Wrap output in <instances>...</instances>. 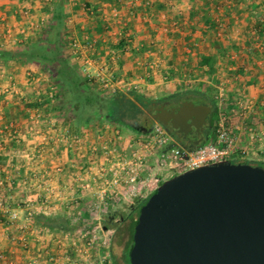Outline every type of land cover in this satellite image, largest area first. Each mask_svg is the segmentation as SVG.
I'll return each instance as SVG.
<instances>
[{
  "label": "rangeland",
  "instance_id": "1",
  "mask_svg": "<svg viewBox=\"0 0 264 264\" xmlns=\"http://www.w3.org/2000/svg\"><path fill=\"white\" fill-rule=\"evenodd\" d=\"M181 1L182 0H172L173 5L172 4L169 5L170 18L168 21H164V20H161L160 18H157V19H153L152 22L148 21L140 25L141 22H139V20L132 21L126 18V19H123L117 22L116 24H114V26L112 25L111 29H108L109 31L113 29L114 30L113 32L116 33V35L114 36H112L113 34H111V37H112L111 39H116L117 37H122L126 39V37L124 36L125 33L128 32L131 34V38H129V40L127 39L129 43L126 42L129 45L128 46L129 48L123 51V53L125 54L127 53L136 54L137 55L136 57H138V55L142 53L138 50L136 51L135 48L133 50L132 47L134 44H133V41H130L131 39L137 41L138 37L134 38V35L137 33L140 27L142 30L150 31V33L152 32L154 34V39H157L156 40L157 44L162 45L163 49L160 52H158V55L156 56L155 59L150 60V61L156 60L155 64H152L149 68H146L141 65L142 66L141 69L136 68L132 70L129 73V76H128L129 79H126L125 77L124 83L119 88H117L115 92L107 88H102V91L105 94L107 93L109 95L124 94V95H127L130 99H134V96H132L131 93H133L134 91H137V93L144 95V97L147 99L158 100L160 98H163L169 95H171L170 97L173 98L176 96L173 94H178V93H183V92L187 93V91L201 89V88L204 89V81L208 80L207 82L208 84L207 86H205V89L207 88L210 97L215 99L218 102V106L220 110V117H221V114L227 115L228 117L230 116V113H231V108H230L231 106H229L231 105L230 102L234 100L233 95H232L233 91L231 92V90H233V88L236 89L238 86L235 85L232 87L233 82L231 81L225 82V86L227 87V90L229 91L228 92L229 95H228L227 101L221 104V102L217 99V93H216V90H217L216 85L218 86L216 77L221 76V73H219L220 75L215 74V73L207 75L206 73H204V69L200 70L198 66L196 65L197 53L204 46L203 45L204 35H202L201 32L199 34L194 35L192 42H191L193 46L187 47V43L189 41L187 37H188V33H190L189 31L191 30V28L187 26L185 23L183 24L184 20L179 21L174 18L175 13L179 12L180 9H182L181 7H178V5L182 6ZM73 10H76V9H73ZM147 18L150 19L149 17ZM70 19L67 18L66 27L67 29L71 30V33L73 35L75 32L77 36L76 35L73 36L72 34H69L68 32V35H71L73 37L68 38V43L66 46L65 53L67 54V56L71 58V60L73 59V62L76 61L78 63L79 61L75 59L73 50L71 49L72 48L71 43L76 38L80 39V36L82 37V34H81L82 32L80 31L78 26L77 28H74L76 23H78V18H76L75 21L70 20ZM25 20H26L25 18L20 17L18 21L19 22L21 21V27L17 26L18 21H16L14 30L12 29V27L10 28L11 36L9 37V42H8L9 44H6L10 48L16 45V42H15L16 38H20L21 35H23L21 33H22V29H25V25H24ZM175 20L177 22L179 21L178 23L183 24L182 26H179L181 28L180 31L176 30V27H177L176 24L173 26V30L175 31L171 30L172 27L170 28V26L173 25V22H175ZM11 24H14V23H10V25ZM183 27H185L186 29H182ZM1 31L2 30H0V33ZM197 31L203 32V30L200 29L199 27H196L195 32ZM108 35L109 34H107L106 36ZM1 38L3 39V37ZM147 39L149 40V38ZM146 47L148 49H151L148 46H144L143 48L145 49ZM187 48L191 49V51L187 50ZM147 52L148 51H146L145 53ZM104 54L105 53H102V51L100 50L99 54L96 53L94 56L100 57L102 58V60H106L105 58H103ZM16 65L17 64H14L15 71H11L13 67H8L7 64L5 65L3 63V66H2L3 68H0L1 69L0 70V73H1L0 74L1 76L0 91L6 88L8 89L13 88V91L16 92V90L20 89L24 93L26 92L27 95H30L29 97H32L31 99H33V101L32 102L22 101V99L20 98L21 97L20 95L22 92L19 93V95H16L15 92H11L10 94L6 93V94L0 95L2 97H5L6 102L4 106L7 107V109H11V110H8L10 115H11L12 109L14 110V108H18V107L21 109L22 107L27 106L28 111L39 107L41 111H43L45 116H48L49 107L44 105V103L46 104L48 102L44 100L45 102H43V105H38V106L36 105L37 100L40 99L39 98L40 96L37 95V93L36 95L39 97L34 95V93L31 94L30 91L32 90L30 88V85H28V83L31 81H30V77L27 74V71L25 70V68H23V74H22L23 76L20 77V75H17L20 69L16 68L18 67V65L17 66ZM112 65L114 64L112 63ZM152 66H154V68H152ZM111 67L112 66H110V70L112 72L114 70H112ZM10 71L14 72L13 75L10 74ZM39 75L41 76V82L38 83L36 81L35 84L31 83V85L36 86L39 84L41 87L39 88V90L46 93L47 89L50 87V84L52 85L53 83L52 79L50 78V76L46 74L43 75L42 72ZM42 75H43V78L46 79L47 77L48 79L47 80L43 79L42 81ZM133 76H136V77H133ZM121 77L122 76H120V78H117V79L120 80ZM205 77L207 78L205 79ZM133 80L135 81V83H132ZM238 92L239 91H236L237 94ZM45 95H43L42 97L46 99ZM179 96H181V98L184 97L182 95H179ZM201 100L202 99L198 97L192 96L191 98V101L194 103H202ZM136 103L142 109V112L139 114H135V116H133L132 111L128 112L129 114L128 117H131V118H128L129 122H130V119L136 118V119L143 120V118L147 116L145 111L148 110V106L146 107L138 101H136ZM133 112L138 113L140 112V110H138L135 107L133 109ZM256 117H258L256 119H260V116H256ZM27 119L29 122H31L30 124L33 127L30 128L29 134H24V132H22L21 142L16 143L17 147L15 150V154L13 155V157L10 156L12 157V159L9 161L10 164L14 165V167L12 168L14 169V173L12 172L10 175H7V177H5L8 179L7 181H13L12 188L10 189L9 185L6 184L5 187H2V189H0V200H3L5 202L6 207L10 208L11 210H17V212L19 213L17 221L12 223L9 217V213L2 210L3 211L2 213L5 214L4 222L2 224L5 227H7V229L5 231H2L0 229L2 231L1 232L2 234L0 236V245L2 247L0 250H3V248L6 249L5 247L7 243L5 244V242H3L4 240L3 233H5L6 237L7 236L10 237L8 241L12 242L11 245L13 246V248H10V251H14L12 256L11 257L9 256L8 260L6 261L7 264H31L32 259L36 260L38 262L37 264H42V255L40 256L41 258H38V259L33 257L35 255L34 246L36 245V243L39 242L37 240L38 238L42 239V233L39 232L37 229H35L31 225V217L34 213L44 211L42 210L44 209V203H45V206L47 207V210H46L47 214H59V215L66 214L73 219L74 223L77 222L78 220L82 221V226L77 227L70 232H58L60 234L59 238L63 240L64 246H65L63 247V250H62L63 255H64V250H65L67 251L65 255L67 256L69 255L71 259H74V261H76L77 259H79L80 261V259H82L80 261L81 264H101L100 261L104 257H106L108 261L110 260V253H111V250L113 249V251L115 252L117 256L119 263L124 264V260H123L124 245L120 244V240L123 234L125 237V241L129 240L130 232L128 231L129 230L128 228L133 227L139 210L138 212L136 210H133L135 212L132 214L131 205L133 203H136V201L132 199L130 200L122 199L120 201L119 200L113 201L112 199H111L112 201L107 200V205H108L107 210L100 211V210L93 209L96 204L97 205L99 204L98 195L96 194L98 187L96 185L95 180L99 178V175H101L100 173V166H102L101 163L105 162L106 160V157L103 155L102 152H100V150L94 151V146H96L99 149L100 146L103 145L104 142L107 141L108 136L106 135V131L101 130L103 125L105 124L110 125V126H114V125L117 126L119 130L121 131V133H123V136H124L123 141L126 140V144H128L129 142L127 141V136H126L127 134L129 135H133V134L143 135V134L137 133L136 131L130 129L127 126L117 124L115 123V121L105 122L100 125H98L97 122H94L95 125L90 126L88 130H85L86 131L85 134L87 136L86 144L88 146L84 148L86 155L84 157V160H81V164H80L81 166H83V169L80 171V174L84 173V175H82L83 178L80 179V182L87 183L90 185V187L87 188V190L80 188V192L79 193L77 192L78 195H73L69 193V195H67L68 198L64 200V202L66 201V203H68V206H65V208L62 209L60 207L62 206V203L64 202H61V203L59 202L58 204H60V206H58L57 202L61 198L60 194L58 193V189L61 190L60 186H62L63 182L61 181V179H57L59 180L57 181L56 177H53L52 180L50 181V177H48V173H52L54 171V168L53 170L50 169V164H47V169L45 171L47 172V175L44 171L42 172V169H43L42 160L45 159V156H48V159H49L48 161H50V159L52 160L51 154L54 153V149H58L57 141L55 140V133L48 136L49 138H47L45 144H43L42 136L40 137L41 134H39L38 131L42 133L43 128L44 130H46V125H47L46 122H45V125L42 124V118L39 123H34V122L32 123V120H30L29 117H27ZM68 120H69V117H67V121ZM7 121L9 122L10 120H6V122ZM57 123H58V120H57ZM71 124L72 125H70V127H72V130L75 129V127H77V130L80 131V128H79L80 125L74 122ZM259 129L261 128L259 127ZM261 130H259L260 133H261ZM24 140L26 142L28 141V143L23 142ZM132 140H136V138ZM1 142L3 141L0 140V143ZM25 143L27 147L25 146ZM28 145H31V146H28ZM3 146L4 145H2V147ZM122 146L124 147V144ZM2 149H1V153H2ZM249 158L255 159V161H258L257 158H259V155L250 154ZM172 172L174 173L176 171H171V173ZM68 173L66 172V176L69 175ZM43 174H45V177L42 176ZM1 178L2 177H0V179ZM63 179L65 178L63 177ZM65 181L68 186L69 184H71L72 181H74V179L72 180V178H68V179H65ZM149 181L150 179L148 180V182ZM48 183L52 184V188L54 189L53 191L48 192L47 190ZM53 183L55 184V186L53 185ZM46 193H48L49 195H46ZM57 194L59 195L55 196ZM42 201H44L43 204H42ZM50 201L51 203H49ZM8 208H5V209H8ZM53 209L57 211H54ZM60 209L62 211H60ZM115 211L117 214L113 215ZM105 215H108V216L110 215L116 218L114 220V223L118 226V228H121V230L118 232H116L113 229L108 230L107 226H105L104 221H103L106 218ZM123 217L125 218V220L121 221ZM22 225H27L25 233H22V232L20 233V227ZM99 225H101V228H99ZM84 231H91L92 233L101 234L102 236L100 243L97 244L94 248L90 249L89 255L92 256V258H91V261H88V262L85 261L86 258H83V256L80 255L76 251V246L75 245L73 246L72 244L73 239H74L75 241L78 242L77 248H85L84 246L86 245V240L81 239V235L82 233H84ZM18 236L20 237L26 236V241H25L26 243L20 244L17 240H15V238ZM40 241L42 242V240ZM103 241H106V244H104ZM40 244H41L40 246H42V243ZM41 250H42V247H41ZM57 250H58V247H57ZM52 251H56V247L53 246Z\"/></svg>",
  "mask_w": 264,
  "mask_h": 264
},
{
  "label": "crops",
  "instance_id": "2",
  "mask_svg": "<svg viewBox=\"0 0 264 264\" xmlns=\"http://www.w3.org/2000/svg\"><path fill=\"white\" fill-rule=\"evenodd\" d=\"M57 1L58 0H0V30H2L0 33V39H2L1 37H3V35L5 34L4 32L9 30L11 27L14 30L16 24L15 22L18 21L20 17L26 19L24 21L25 23H23L25 25L26 30L30 29L29 32L31 31V34L29 37L31 39L36 33V31L43 26L42 25L40 27H37V25L41 23V19L48 20L52 17L54 4ZM146 1L147 0H122V2L119 0H67L66 18H71L70 20L75 21L76 18H79V15L81 13L86 12L85 19H78V23H76V25L74 26V28H77L78 26V28L82 32V35H85L84 33L88 32V29H92L98 19L106 20L107 26L108 24L110 25L109 29H111L112 25L114 26V24H116L120 20L126 18L132 21L139 20V22H141L140 25L148 21L152 22L153 19L157 18H160L164 21L169 20V5L172 4V0H152L153 6L150 8L146 7ZM239 1L240 2L236 3V0H182V6L178 5V7H181L182 9H180L179 12L175 13L176 16L174 15V18H178L177 20L179 21L184 20L183 23L188 24L189 26L193 25L194 27H199L204 31V50L209 47H212V45L214 47L216 45L212 43L214 42V40L217 42V47H215L216 51H218L217 64L216 70L213 72L215 74L221 73V76L216 77L218 83V86L216 85L217 96L219 94V88L221 87V85L224 84L225 86V82L231 81L233 82L232 87L235 85L238 86L236 89L233 88V90H231V92L233 91L232 95L234 98V100L230 102L232 104L230 107L231 109L235 107V103H237L238 100H242L245 103L253 101V106L255 107V110L251 112V114H246V116L240 117V115H234L231 112L230 118L232 117L233 120L231 119L230 122L232 126L231 129H233V131L239 137V147L242 149H248L250 154L259 155V158H257V160L261 161L264 160V0ZM160 5H163L164 8H161ZM85 6L91 8L92 12L88 13L85 10ZM133 8L137 9L136 11H134V13L132 10ZM114 9L118 10L117 15H114ZM27 12H29V15L27 14ZM190 12L196 13V17L194 20H192V18L190 17ZM147 17H149L150 19H148ZM33 20L37 21L36 26L32 25V23H34ZM207 20H210V22H206ZM176 22L177 21L175 20V22H173V25L170 26V28L172 27V31H175L173 30V26L176 24ZM10 23L14 24H11V26ZM179 25L182 26L183 24L179 23ZM17 26L21 27V21H18ZM68 30L69 34H72L71 30ZM113 31V29L110 31L108 30V36H102L97 33L96 36L99 38V41H102L100 50L105 53L103 56V58L106 59L105 61H107L110 66H112L111 68L114 70L113 74L115 76V79L120 78V76H122L121 79H117V81L124 83L125 77L126 79H129L128 76L132 70L136 68L141 69L142 66L149 68L152 64H155L156 60H150L156 58L158 52L163 49V46L157 44V39H154V34L152 32L150 33V31L142 30L140 27L137 33H134V38H138L137 41L131 40L134 44L132 48L133 50L135 48L136 51L138 50L142 52L140 55H138V57H136V54H122L119 50L115 49V46L118 44V41L115 39H111V34H113L112 36L115 35ZM94 33L91 32L93 36H95ZM199 33L200 31H197L195 32V35ZM75 35L76 33L74 32L73 36ZM73 36L68 35V38H71ZM147 38H149V40ZM144 46H148L151 49H148L147 47L144 49ZM187 50L191 51V49L188 48ZM113 51L117 53L116 57L113 55ZM146 51L148 52L145 53ZM97 53L99 54L98 49ZM112 63L114 65H112ZM14 64L13 62L7 64L8 67H13L11 71H15ZM17 65L18 67L16 68L20 69L17 75H20V77L23 76V68H25L26 71L32 70L33 72H35L36 75L40 74L41 72L44 75V72L40 70V68H38V65L31 64L28 69L25 65L22 66L19 63ZM2 66L3 63H0V68H3ZM152 68H154V66H152ZM11 71L10 74L13 75L14 72ZM204 73H206L207 75L212 74L208 66L204 67ZM206 78L207 77H205V79ZM207 82L208 80L204 81V93L206 92L207 94V96L205 95L207 99L204 100H208V96L210 97L207 88L205 89V86H207L208 84ZM132 83H135V81L133 80ZM28 85H30V88L32 90L30 91L31 94H33L34 86L31 85V82H29ZM37 88H41L39 84L37 85ZM236 91H239L238 94L236 93ZM228 92L229 91L227 90V99L229 95ZM0 100L4 101L5 97L0 96ZM8 110L11 109H7V107L4 106V114L0 115V127L4 121L13 120L16 123L18 129L20 130L21 134L22 132H24V134H29L30 128H32L33 126H31V122H29L27 119L29 115L27 111V106H24L21 109L19 107L14 108V110L12 109L11 115ZM239 111H243V109H239ZM49 116L50 115L48 114V117ZM256 116H260V119H256L258 118ZM45 122L46 121L44 119L42 124L45 125ZM64 122H66V124L68 123L69 125L71 124L67 120ZM237 125H241L239 130L236 129ZM252 127L256 131V135L254 137L255 139L251 142L252 132L250 128ZM259 127L262 130L259 129ZM75 129H77V127H75ZM258 129L261 130V133ZM42 130H44V128ZM126 136L127 141H131L134 138L144 136V134H127ZM23 142L26 141L24 140ZM26 143H28V141ZM0 144L4 145L2 149V159H0V177L5 178L12 172L14 173V169H12L14 165L10 164L9 161L15 154L17 145L12 138H7L5 141L3 140V142H1ZM174 145L179 146L175 143L174 140H171V143L168 147L165 148V150H167V148L169 149L171 147H174ZM57 147L58 149H54L55 154H51L52 160L50 159V161H48V156H45V159L42 160V172L46 171L47 164H50V169L53 170V168H55V166L59 164H64L66 166L72 165L74 162H77L79 165L81 160H84V158L82 159V157L79 156L75 151L68 150L64 143H57ZM251 151L254 153H252ZM248 159L250 158L248 157ZM154 160L155 159L152 158L150 160V163H153ZM180 173L181 172H170L164 176L161 182L173 178L174 176L179 175ZM63 177L65 179L71 178V174L67 176L64 175L60 178L56 177V180L61 179V181L66 184V181L65 179H63ZM53 185L55 186L54 183ZM77 191L78 193L80 192L79 190ZM78 193H74V195H78ZM46 195L49 194L46 193ZM58 195L59 194L55 196ZM67 195H69V193L67 192L61 195V198L58 200L57 204L59 202H64V200L68 198ZM43 203L44 201H42V204ZM49 203H51V201ZM58 206H60V204H58ZM65 206H68V203H66V201L62 203V206L60 208L64 209ZM44 207H46L45 203ZM53 210L57 211L55 209ZM60 211L62 210L60 209ZM2 212L3 211L0 209V229L2 231H5L7 227L2 224L4 222L5 214H3ZM1 230L0 236L2 234ZM3 237V242L7 244L5 247L6 249L3 248L4 251L0 250V264H7L6 261L8 260L9 256H12L14 251H10V248H13V246L11 245L12 242L8 241L10 237H6L5 233H3ZM37 240L39 242L36 243V245L34 246L35 255L33 257L38 259L41 258L40 256L42 255V264H50L47 260V256L45 255V248L47 247L48 240L50 239L42 235V239L38 238ZM40 240H42V242ZM40 243H42V246H40ZM1 247L2 246L0 245V249Z\"/></svg>",
  "mask_w": 264,
  "mask_h": 264
},
{
  "label": "built area",
  "instance_id": "3",
  "mask_svg": "<svg viewBox=\"0 0 264 264\" xmlns=\"http://www.w3.org/2000/svg\"><path fill=\"white\" fill-rule=\"evenodd\" d=\"M120 1L122 2V0ZM146 5L149 8L152 7L153 1L147 0ZM85 10L88 13L92 12V9L87 6H85ZM117 11V9H114V15L118 14ZM27 14L29 15V12H27ZM50 19H48L49 21L41 19V23L38 24L37 27L48 24ZM36 23L37 21L35 20L32 25L36 26ZM108 28H110L109 24ZM29 30H22L21 34L23 35H21L20 38H16V44L22 43L24 40L29 39L31 34V31L29 32ZM84 34L85 35H82L83 37L80 39L76 38L71 43V49L73 50L75 59L79 61L78 63L81 67L83 75L91 82H98L103 88L111 89L115 92L117 88H119L123 83L115 79L113 71L111 72L108 62L102 60L100 57L94 56L97 53V44L99 42V38L97 36H93L89 32ZM10 36L11 29L5 32L3 39H0V44H9L8 42ZM124 36L126 37V41L123 51L129 48V45L126 42H128L129 38H131V34L126 32ZM121 39L122 37H117L115 40H117V43H119ZM112 53L116 57L117 53L114 51ZM27 74L30 77L31 83L35 84L36 81L38 83L41 82V76L39 74L36 75L35 72H32L31 70L27 71ZM43 79L45 78H43L42 75V81ZM47 79L48 78L46 77L45 80ZM11 92H15L13 91V88H6L0 91V95L6 93L10 94ZM226 92L227 89L224 84L221 85L219 88V94L217 96V99L221 102V104L227 101ZM15 93L16 95L21 93L20 98L22 101H33V99H31L32 97H29L30 95H27L26 92L24 93L20 89L16 90ZM33 93H35V95L37 93V95L40 97L46 94V99L43 98V100L47 102L49 101L52 106L57 103V98L54 95V87L51 84L46 93L39 90L37 85L34 86ZM5 102V100H0V115L4 114L3 110ZM238 108L243 109V111H239ZM254 108L253 101L245 103L242 100H238L237 103H235V107L231 109V112L234 115H240L241 117L246 116V114H251V112L255 110ZM28 114V117L30 120H32V123H39L41 118L43 122L45 119L47 124L46 130H42V133L38 131V133L41 134L40 137L42 136L43 144H45L47 138H49L48 136L55 133V140L57 143H64L68 150L75 151L79 156L82 157V159L85 157L86 152L84 151V148L88 146L86 144L87 136L85 134V130H88L89 128L81 127L80 131L77 129L72 130V127H70L68 123L67 125L64 123V121H58L57 123V120L45 116L39 107L29 110ZM231 119L232 118H230V116L227 117V115L221 114L219 121L215 123L216 139L213 142L201 146L193 151L179 145L171 147L165 152V148L171 143V137L162 124H156L148 134L136 138V140H131L128 142V144H126V140L123 141V133H121L117 126L114 125V127L106 124L103 125L101 130L106 131L108 139L103 145L100 146L99 149L94 146V151L100 150V152H102L106 157V160L105 162L101 163V175H99V178L95 180L98 187L96 194L98 195L99 204H96L93 209L100 211L107 210V200H145L157 190L161 180L171 171L182 173L190 169L211 165L221 161L248 159L250 154L249 150L239 147V137L233 131V129H231ZM240 127L241 125H237L236 129L239 130ZM250 130L252 132V142L255 139L254 137L256 135V131L253 129V127L250 128ZM0 137L1 141H5L7 138H12L16 143H20L22 138L21 133L14 121H5L2 123L0 127ZM123 144L124 147L122 146ZM1 145L2 144H0V156H2L1 149L3 148ZM152 158L155 160L153 163H150ZM80 164L78 165L77 162H74L72 165H66L67 167L64 164H59L55 166L52 173H48V177H50L51 181L53 177L66 176V172L68 173L69 169L68 174H71V178L72 180L74 179V181H72L68 186L65 183L60 186L61 190L58 189L60 196L66 192L74 195V193L76 194L78 192L77 190L80 191V188L87 190V188L90 187L89 184L80 182V179L83 178L82 175H84V173L80 174V171L83 169V166ZM45 173L47 175V172ZM42 176L45 177V174ZM149 179L150 181L148 182ZM7 180V178L0 179V189L5 187L6 184L9 185L10 189L12 188L13 181ZM47 190L48 192L54 190L52 188V184L48 183ZM5 208H8L6 207L5 202L0 200V209L9 213L12 223L17 221L19 214L17 210ZM43 210L44 211L42 212L46 213L47 207H44ZM26 228L27 225H22L20 227V233H25ZM99 228H101V225H99ZM42 235L50 239L48 240L47 247L45 248V255L47 256V260L50 264H81L80 261L82 259H80V261L79 259L74 261V259H71L69 255H65L67 252L65 250L63 255L62 250L65 246L63 240L59 238L60 234L58 232H42ZM101 238V234L92 233L91 231H84V233L81 235V239L86 240V245L84 246L85 248H77L78 242L74 239L72 244L73 246H76V251L82 255L83 258H86L85 261L88 262L91 261L92 258V256L89 255L90 249L99 244ZM15 240H17L20 244H25L26 236H18L15 238ZM103 243L106 244V241H103ZM53 246L56 247L57 253L56 251H52ZM100 263L112 264V262L110 260L108 261L106 257H104ZM31 264H37V261L32 259Z\"/></svg>",
  "mask_w": 264,
  "mask_h": 264
},
{
  "label": "water",
  "instance_id": "4",
  "mask_svg": "<svg viewBox=\"0 0 264 264\" xmlns=\"http://www.w3.org/2000/svg\"><path fill=\"white\" fill-rule=\"evenodd\" d=\"M160 111L161 124L187 133L211 109L191 101ZM134 243L131 264H264V167L221 161L161 182Z\"/></svg>",
  "mask_w": 264,
  "mask_h": 264
},
{
  "label": "trees",
  "instance_id": "5",
  "mask_svg": "<svg viewBox=\"0 0 264 264\" xmlns=\"http://www.w3.org/2000/svg\"><path fill=\"white\" fill-rule=\"evenodd\" d=\"M120 1V0H119ZM240 2L236 0V3ZM66 5L67 0H58L54 4V9L52 11V17L50 22L46 25H43L39 28L36 33L33 35L31 39L24 40L22 43H17L14 47H9L3 43L0 44V63L9 64L19 63L22 66H26L27 69L31 64L38 65L40 70L44 72V74L50 76L52 79V85L54 87V95L57 98V103L55 105H51L50 102L44 103L45 106L49 107V117H52L54 120L58 121H66L67 117H69L68 122L77 123L80 127H87L95 125L94 122H97L98 125L105 122H114L123 126H127L130 129L136 131L140 134H148L151 130H139L137 129V120L139 119H129L128 112L132 111L133 116L135 114H139L142 112V109L136 103V101L142 103V105L147 106L145 100L147 98L137 91H134L132 96L134 99H130L127 95H109L105 94L102 91V86L98 82H91L87 79L82 71L80 65L76 61H72L69 56H67L66 46L68 43V29L66 27ZM88 5V4H87ZM89 6V5H88ZM146 7H148L146 5ZM161 8H164L163 5H160ZM144 9V8H143ZM133 13L136 11V8H133ZM146 10V9H145ZM35 12V11H34ZM86 12H83L79 15L78 19H85ZM190 17L192 20L195 19L196 13L190 12ZM178 19V18H177ZM183 21V20H181ZM206 22H210L207 20ZM184 24V23H183ZM189 26L188 24H186ZM176 30L180 31L179 23L176 22ZM191 28V34H188V46H193L192 39L195 35V29L193 25L189 26ZM108 26L106 24V20L98 19L95 23V26L92 29H88V32L94 33L96 36L100 34L102 36H106L108 34ZM182 29H186L183 27ZM204 35V31H200ZM125 39L123 38L116 46L115 49L119 50L123 54V49L125 47ZM214 45H217V42L214 40L212 42ZM102 45V41L100 40L97 44V49L100 51V46ZM212 47L204 50V46L197 53V63L196 65L200 70H203L205 66L209 67V70L213 73L216 70L217 64V56L218 51H216L215 47ZM102 53H104L102 51ZM190 95L193 97H198L202 99H207L206 92L204 93V89H195L191 91H187V93H178L173 95ZM208 100H210L214 105V122L219 121L220 118V110L218 106V102L215 99H211L208 96ZM43 97H40L37 100L36 105H43ZM48 104V105H47ZM35 105V106H36ZM140 110V112H133L134 108ZM118 112L122 113L120 115ZM119 117H117V114ZM131 115V114H130ZM128 119V120H127ZM136 120V121H135ZM71 125V124H70ZM102 126V125H101ZM79 127V128H80ZM216 139V134L207 141V143L213 142ZM186 147V146H184ZM188 147V146H187ZM197 148H193L196 150ZM3 154V152H2ZM2 159V157H0ZM233 163H249L254 166L264 167V160L255 161L252 159H242V160H233ZM156 192V191H155ZM150 196L145 200L136 199V203L131 205L132 214L136 210L138 215L136 217L135 223L133 227H129L128 231L130 232L129 240L125 241L124 234L121 237L120 244L124 245V253L123 259L127 264H131L130 262V252L134 247V233L135 227L139 220V215L142 206L147 202ZM116 211L113 215H116ZM106 218L103 220L105 226H107L108 230L113 229L116 232L120 231L121 228L114 223L116 218L112 216L105 215ZM125 218H122L124 221ZM31 225L37 229L39 232H70L77 227L82 226V221L78 220L77 222H73V219L66 214H47L45 212L34 213L31 217ZM122 232V231H121ZM125 232V230H124ZM129 263H128V261ZM110 260L112 264H119L117 256L113 249L110 253Z\"/></svg>",
  "mask_w": 264,
  "mask_h": 264
},
{
  "label": "flooded vegetation",
  "instance_id": "6",
  "mask_svg": "<svg viewBox=\"0 0 264 264\" xmlns=\"http://www.w3.org/2000/svg\"><path fill=\"white\" fill-rule=\"evenodd\" d=\"M182 95L184 97L181 98ZM175 97L171 98L169 96H165L163 98H160L158 100L154 99H146V105L148 106V110L146 112V117L142 119L137 120V129L143 131V130H152L153 127L156 124H161L158 114L161 113L160 109L161 107H165V109H177L178 107L184 105L186 102H191L192 96L190 95H183L179 94ZM198 105H206L210 107L211 111L205 116L204 122L202 123V126L200 127L199 131L194 130L191 128H188V132H175L173 129V125L170 122L168 127H165L167 132L169 133L171 140H174L176 144L181 146H192L193 148H199L203 144H206L207 141L214 135L215 133V123H213L214 120V105L211 101L204 100L202 103H196ZM146 106V107H147ZM117 114V113H116ZM120 115V118L122 116V113L118 112ZM116 115L119 117V115ZM122 221V219H121ZM124 260V259H123ZM120 264V263H119ZM124 264H127L124 261Z\"/></svg>",
  "mask_w": 264,
  "mask_h": 264
}]
</instances>
